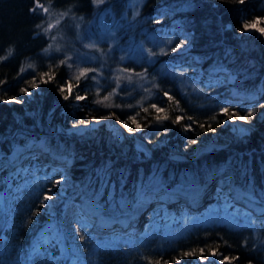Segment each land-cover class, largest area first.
Returning <instances> with one entry per match:
<instances>
[{
    "label": "trees",
    "instance_id": "16d2710c",
    "mask_svg": "<svg viewBox=\"0 0 264 264\" xmlns=\"http://www.w3.org/2000/svg\"><path fill=\"white\" fill-rule=\"evenodd\" d=\"M111 1L125 5L127 15L118 14L115 20L110 16L100 19V5L95 6L92 0H40L50 7L47 16L39 10L36 14L29 11L33 0H0V164H5L17 143L36 144V154L27 161L30 167L12 184L3 178L5 167L0 170V197L4 195L0 202V264H176L174 258L178 256L179 264H202L198 262L202 256L209 260L203 264H214V256L208 255L210 249L221 257H238V264H264V218L252 214L246 217L226 197L233 191L229 181L235 179V198L244 203L245 198H252L262 204L259 211L264 209V35L255 30L240 31L245 20L264 17V0H245L243 4L237 0ZM152 6L155 7L148 9ZM131 7L138 15L136 22L130 19ZM42 19V28H35ZM110 21L115 36L121 35L129 43L123 46L126 54L136 45L148 48L149 54L146 52L142 60V51L138 49L140 64L132 57L118 63L121 52L116 46L103 60L104 75L97 76L95 72L94 81L93 72H89L76 86L73 77L77 68L84 66H77L74 55L85 47L77 43L83 37L77 35L75 25L92 23V32L99 33L101 22ZM48 23L54 27L44 32ZM183 41L186 43L181 48L191 42V54L198 61L195 67L192 61L175 60L174 53L181 48L171 49ZM84 42L87 40L81 43ZM66 56L68 62L60 64ZM199 63L203 74L199 73L201 70L193 71L200 69ZM121 65L131 68L134 74L146 70V82L124 79L118 72L111 75ZM50 66L54 79L43 83L40 74L50 72ZM214 68H220L224 76L219 73L221 82L212 87L218 79ZM109 74L111 79H107ZM230 74L236 75L233 86L238 96L244 92L248 96L255 94L257 99L223 101L214 95L213 90L225 83ZM116 77H120L119 90L113 92L111 89L117 88ZM34 78L37 88L29 84ZM69 80L74 87L65 100L67 92L58 89ZM190 84L193 88L186 87ZM24 87L32 94L21 93ZM109 93L112 95L107 101L97 103ZM77 94L86 98L77 101ZM169 96L173 99L169 100ZM9 97L23 102H4ZM152 104L164 111L157 113ZM221 108L239 115L252 109L255 114L249 120L254 129L248 134L232 133L223 126L228 117ZM113 112L122 121L135 116L144 136L152 142L165 139V143L151 155L141 156L131 138L119 139L106 123L82 135L59 130L61 125L70 127L79 120ZM157 115L162 119L157 121ZM177 117L182 119L174 123ZM186 125L191 128L186 129ZM214 135L227 145L198 159L182 161L169 156L171 148L193 151L198 143ZM41 139L50 149L47 152L55 155L52 161L61 154L71 155L73 173L84 194L111 217L131 216L141 191L148 193L162 185H178L192 194L212 176H221L220 170L227 178L221 176L225 181L212 192L214 204L201 214H192L193 206L183 205L184 213L178 215L162 214L158 207H153L154 214L142 231L127 235L113 231L102 236L87 229L80 232L85 236L83 241L80 234L66 232L62 248L56 237L44 232L52 220L47 203L41 205V201L52 190L53 177L52 171L39 166L42 155L37 152V142ZM122 202L127 203L122 206ZM62 212L63 208L58 217H62ZM81 219L87 222L88 218L81 215ZM107 236L119 238L101 243L95 240ZM200 249H205L203 254ZM192 251L196 254L183 255Z\"/></svg>",
    "mask_w": 264,
    "mask_h": 264
},
{
    "label": "rangeland",
    "instance_id": "374dc122",
    "mask_svg": "<svg viewBox=\"0 0 264 264\" xmlns=\"http://www.w3.org/2000/svg\"><path fill=\"white\" fill-rule=\"evenodd\" d=\"M130 5L135 7V3H131ZM154 7L155 6H152L148 9H151ZM139 8H141V6H139ZM127 9L128 8L125 7V5L124 6H118V2H116L114 5V3L111 0L108 2L105 0L104 3L100 4L99 10L101 12L99 13V15L97 17L100 19H103L105 17L110 16L112 19L115 20L118 14L124 13L127 15V13H128ZM119 10H120V12H119ZM130 10H131V12H129L130 19H132L134 22H136L138 15L136 14L134 8L131 7ZM158 20L161 21V19H158ZM81 24L82 23H78L75 25V31L77 32V35L80 38L83 37V39L78 40L77 43L79 45H81L82 47H85V45L90 42V40L88 39V36L90 34L91 39L97 43L99 50L90 49V48L85 47V50H83V52H78L76 55H74V58L76 59L77 66H84V68L98 69L99 71L97 72L98 73L97 76L104 75V68L106 67V65H105V62L103 60L106 59L110 55V52H112L116 48V46L119 47V51L121 52L120 57L117 60L118 63L124 62L125 60L132 57V58H135L134 59L135 62H138L140 64L141 60H140L139 56L137 55L138 49L142 51V60L145 57L144 54H146V52H148L147 54H149L148 48H145V47L141 48L140 46H137L136 44H135L136 45L135 47L132 46V48H129V53L126 54L124 52L125 48L123 46H126L128 41H124V39H121V35L115 36V30L111 28L112 27L111 21L106 22V23L101 22L99 33H93L92 32V28H93L92 23L84 24L83 27H81ZM77 25H79V27H77ZM258 27H264V22H262L260 25H258ZM127 30L128 29L124 30L123 32L125 33ZM250 31H253V30H250ZM150 38L152 40L151 36H150ZM83 40H87V42L86 43L84 42V44H82L81 42ZM190 48H191V42L189 41L186 44V46H184L183 48L178 50L176 53H174L175 54L174 57H176L175 60L179 59V60L192 61L193 62L192 67H195V64L198 61L191 54ZM49 50L52 51L51 49H49ZM88 63L90 65L85 66ZM199 64L200 65H197V66H198V68L200 67V69H194V70L192 69V70L193 71L201 70L199 73L203 74L204 69L201 67V63H199ZM125 69H127L128 71L127 72L122 71ZM218 69H220V68H214V70H213L214 75L218 76V79L216 77V80H215L214 84L212 85V87L215 86L217 83L221 82V79H219V78H222L221 76L219 77V73H220L219 71H221V70H218ZM117 72H118V75H120L122 78L127 79L128 76H131L132 79L130 81H136L137 80V82H139L140 84H144L146 82V78L148 76L146 70H143V69L140 70L139 73L142 75L138 76V75L132 73L133 71L131 70V68H124L123 65L118 66L117 68L113 69L111 72V75H113V74L117 75ZM93 75H94V73L91 74V76H93ZM111 75L109 74V77L107 79H111L112 78ZM220 75L224 76V74H222V73H220ZM235 79H236V75L230 74L225 83L218 85L213 90L214 95H218V97L223 101H225V100L226 101L240 100V101H251L252 102L255 99H257V96L255 94L252 96H248L247 93L245 95V93L242 91H241L242 93H240L238 96L236 94L238 92L236 91V88L233 86ZM187 86H190L189 88H193L192 84L186 85V87ZM114 89H115V91L119 90L118 87L114 88ZM114 89H111V90L113 91ZM194 90L196 91V88ZM81 96H84V95H81ZM247 98H249V99H247ZM92 118L87 120L88 121L87 125H84V126L79 125L77 128H73L72 125L70 127H64L61 125L59 127V130L62 132H66V133H76L78 135H82L83 133L87 132L90 129H95L101 123H106L108 128H110L113 131V133L116 135V137H118L119 139L131 138L132 141H134L135 147L141 156L151 155L152 151L155 148H157V147L160 148L165 143V139L158 140L156 142L150 141L146 136H144V134L141 131V128H140V130H136V124H133V123L129 124V126L133 129V132L129 133L127 131V129H125L123 127L122 124H121V126L111 127L108 125V123L106 121L101 120L102 117H96L97 118L96 120H93ZM118 118H119V116H118ZM120 121H122V120L120 119ZM136 123L140 124L137 121H136ZM223 126L229 127L231 132L234 134H248L254 129L255 125L250 120H248V122H244V121H240L237 118L234 121L228 119L224 123ZM137 133H140L143 135V137H144L143 141H139L137 139ZM211 139L216 140L217 144L212 149L205 150L195 157H192V158L181 157V156H179V154H181L182 152H192V151L178 150L175 148L170 149L169 156L173 159L182 160V161L198 159V157H200L204 153L222 148V147L227 145L226 142L220 141V139L217 137V135L212 136L208 141H210ZM208 141H206V142H208ZM37 143L40 144L43 148L40 151L37 150V152L42 155L39 166L41 168H47L48 171H52L51 174L53 177L52 178L53 179V186L51 187L52 190L47 193L48 195L53 196V199L51 201L46 202L47 206L51 205L50 207L48 206V210H49L48 211V217L52 221L50 222V225L44 229V232H49L54 237H56L57 238L56 240L58 242H60L62 248H65V246L63 244L62 236L65 235L66 232L71 233V234H75V235L80 234V233H77L75 231V227L77 225V222L80 221L81 215L87 216V218H88L87 223L90 225L87 228L82 227L81 228L82 233H84L85 230L90 229V231L99 233L102 236H106V234H108V233L110 234L113 231L114 232L118 231L123 235H127V234L137 233L139 231H142L145 228V226L148 222V219L152 218V216L154 214V211L152 210L153 207H158L157 210H161L160 212L162 214H166V215L167 214L168 215H178L180 213H184L183 205L191 207V205H190L191 202L189 200H184V201H183V199L178 200V199L174 198V196H172L170 190L173 187L170 188V187H166L167 185H162V186L154 189L153 191L148 192V193H144V194L145 195L146 194L153 195L154 193L160 191V192H162L164 197L166 196L165 199L156 200L155 202H153V204L145 207L141 211H140L141 207L137 208L136 204H135L134 213L125 219L107 216V214L103 213L104 212L103 208H101L95 202L91 201L84 194L83 186L77 181V179L74 176L73 169H72L73 161H72L71 155L61 154V155H58L56 157L57 159L55 161H52L51 157H55V155L53 153L47 152V151H50V149L47 146V144L45 143V140H43V139L38 140ZM202 143H205V142L198 143L196 145V147ZM26 146H28V144H26V143H24V144L20 143V142L17 143L14 147V150L8 154V157L5 160V164L4 163H3V165L0 164V170L3 167H5V169H6V172H3L2 174H3V178L5 180H7L9 182V184H12L13 180L16 177H18L19 174L22 173V171H24L26 168L30 167L31 163L27 162V161L29 160V158L32 155L36 154V152H32V151H30V152L29 151H25V152L23 151V152H21L18 160L13 161L15 151L18 149H23ZM196 147H195V149H196ZM47 154H48V157H47ZM50 162H52V163L50 164ZM219 174L222 177H226V175L224 174V170H220ZM61 176L64 177V180L59 185L55 184V181L57 179H59ZM221 183L222 182H217L213 186V188L210 190V192L208 194L209 196H207V198H206V202L202 206H200L198 208H193V207L190 208V211L192 214H201L204 210H207L210 207H212V205L214 204L213 201L215 200V199L211 198V196H213L212 192L218 190V187H221V185H222ZM229 183H230L229 186L233 187V191L231 193H229V195H227L226 197L231 198L228 200H232V203H234V205L236 207L235 209L237 211L242 210V213H244V214L245 213L252 214V216H255L259 219L264 218V209H262V211H259V210L255 209V207L248 206L243 201L242 202L238 201L235 198V191H236V188H238V186H236L235 179H232V180L230 179ZM225 184H223V186H226ZM174 187L178 189V191H177L178 195L179 194L181 195L183 193H187V192H184L182 190V188L178 185H176ZM197 193L198 192L192 193V194H197ZM77 194H78V196L75 197ZM221 194H223V191H221ZM252 197L257 198V196H255V195L254 196L252 195ZM3 198H4V195L2 194L0 197V202H3ZM174 201H177V202H174ZM261 201L264 202L263 199H261ZM229 202L231 203V201H229ZM256 203H258V202H256ZM263 207H264V204H263ZM62 208H63L62 217H58L60 214V210ZM138 211H140V212H138ZM138 213H140L139 215L142 216L141 223L131 224L127 227L121 226V225H112V223L109 224V222H112L111 220H114L113 218L130 221L131 219L135 218L138 215ZM116 238H119V237H116V236H109V237L107 236L105 238L95 237V240H97V242L101 243V242L107 241V240H115ZM221 258H222L221 256H214L212 258V262L214 264H217V262ZM198 262L203 264V263L209 262V260L202 259V260H199ZM225 264H228V262L226 261ZM232 264H238V263L235 260V261H232Z\"/></svg>",
    "mask_w": 264,
    "mask_h": 264
},
{
    "label": "snow or ice",
    "instance_id": "6c2138e0",
    "mask_svg": "<svg viewBox=\"0 0 264 264\" xmlns=\"http://www.w3.org/2000/svg\"><path fill=\"white\" fill-rule=\"evenodd\" d=\"M92 2H93V4L95 6H98V5L102 4V3H104L105 0H92ZM237 2L240 3V4H243L245 2V0H237ZM38 10H39V12L45 14V16H47L50 13V7H46L44 3H41L40 2V0H33V6L31 8H29V11L31 13H33V14H36ZM63 15H67V13H64ZM262 22H264V17L255 18V19L250 20V21L245 20L243 22V25H242V28H241L240 31L243 33L245 31L255 30V31H258L261 35H264V27H258V25H260ZM44 23H45V21L42 19L39 24H36L35 25V28H37V29L42 28V26H43ZM56 23L58 24L59 23V20H57ZM53 27H54V25L52 23H48L47 24V27L46 28H43V30H44V32H49ZM77 27H79V25H77ZM52 39H55V37H52ZM88 39L90 40V42L88 44H86L85 47L90 48V49H97V50H99L97 43L94 40L91 39V35L90 34L88 36ZM184 43H186V41H183L180 44H177L175 46V48H172L171 50L172 51H176L178 48H181ZM49 47H51V45ZM45 51H47V49H45ZM150 54L151 55H155V53H150ZM68 59H69V57L66 56L65 59L61 60L59 63L60 64H66L68 62ZM68 66L70 68L72 67V65H68ZM98 71H99L98 69H92V68H77V74L73 77L76 80V82H77V85L76 86L79 85V81H80V79L82 77H87V75H88L89 72L95 73V72H98ZM122 71L127 72L128 70L125 69V70H122ZM136 75L139 76V75H142V74L137 73ZM181 75H182V73H181ZM54 76H55V73L54 72H51V66H50V72L41 73L40 74V80L43 83H48L49 81H51V80L54 79ZM45 77H46V79H45ZM131 78H132L131 76H128L127 77V79H129V80H131ZM91 79L95 81L97 79V76L96 75H93L91 77ZM119 80H120V77H116L117 87H119ZM29 84H30V87H32V88H37L39 86L37 84L35 78L32 81H30ZM73 87L74 86L72 85L71 80H69V81L66 82V84L61 85L58 90L61 93L67 92V95H64L63 96V98L65 100H67L72 95ZM20 92L21 93H25L27 95H31L32 94L31 92H29V90H28L27 87L21 88L20 89ZM113 92H115V89L113 90ZM110 95H112V93H109L108 96H104L102 98V100H98L97 103H102L103 101H107L109 99V96ZM164 95L165 96H168V93L165 92ZM85 98H86L85 96H81V95H78V94L75 96V99L77 101L84 100ZM168 98H169V100H172L173 99V97H170V96ZM4 102H8V103H10V102L22 103L23 101L17 100L15 97H9ZM176 103L178 104L179 102L177 101ZM110 106L111 105H105V107H110ZM117 107H119V106L117 105ZM151 108L152 109H155V111L157 113H162L164 111L162 108L157 107V105H155V104H152L151 105ZM144 111L147 112L148 109L145 108ZM220 111L224 115H226L228 117V119H230V120H233L234 121V120H236L238 118L240 121H244V122H248L249 118L252 117V116H254V114H255L252 109H249L248 111H246V113L244 115H239L238 113L230 112L228 108H221ZM111 115H114V114H110L109 116L102 117V119H109ZM163 118L164 119H167L166 116L163 117ZM92 119L93 120H96L97 118L96 117H93ZM155 119L157 121H159V120L162 119V117L160 115H157L155 117ZM181 119H182V117H177L176 120L174 121V123L175 122H179ZM189 119H191V118H189ZM213 119H215V117H213ZM128 121H131L133 124H136V130H140L141 125L138 124V123H136V117L135 116H129L127 120L121 121V124L123 125V127L125 129H127V131L129 133H132L133 132V129L129 126ZM87 123H88V121L86 119H82V120H79L76 123H74L72 125V127L73 128H77L79 125H87ZM185 127H186V129H188V128H191V125H186ZM201 127H204V126L201 125ZM192 143H196V141H192ZM63 180H64V177L61 176L59 179H57L55 181V184L59 185V184H61V182ZM49 191H51V190H49ZM52 199H53V196L48 195V194H44L43 200L41 201V205H44L45 202L51 201ZM145 202H146L145 194H144L143 191H141L138 194L137 199H136V207L137 208L141 207ZM126 203L127 202H122V206H123V204H126ZM48 206L50 207L51 205H48ZM37 211H39V209H37ZM33 215H35V213H33ZM244 215L246 217L248 216L247 213H245ZM89 226L90 225L86 221H84L83 219H81L80 221L77 222V225L75 227V231L77 233H80L82 227L87 228ZM79 239L83 241L85 239V236L83 234H80L79 235ZM33 251L34 252H38V248H34ZM204 251H205V249H200V253L201 254H203ZM195 254H196L195 251H192V252H185L183 255L184 256H192V255H195ZM208 255L209 256H218L220 254L215 249H210L209 252H208ZM201 258L202 259H207V257H204V256H202ZM174 259L176 261V264H179L180 257L178 256V257H175ZM238 259L239 258L238 257H235V256H233V257L222 256V258L217 262V264H225L226 261L228 262V264H232V261H235V260H238ZM156 264H161V262L160 261H157ZM163 264H169V262L168 261H164ZM248 264H252V262L249 261Z\"/></svg>",
    "mask_w": 264,
    "mask_h": 264
},
{
    "label": "bare ground",
    "instance_id": "6f19581e",
    "mask_svg": "<svg viewBox=\"0 0 264 264\" xmlns=\"http://www.w3.org/2000/svg\"><path fill=\"white\" fill-rule=\"evenodd\" d=\"M112 114H114V115H111L109 119H101V120L102 121H106L108 123V125L111 126V127L121 126V121L118 118V116L115 113H112ZM109 115H107V116H109ZM137 139L139 141H143L144 137H143L142 134L137 133ZM216 144H217V141L211 139L208 142H205V143H202V144L198 145L196 147V149H194L192 152H182L181 154H179V156L184 157V158H192V157L197 156L198 154H200L201 152H203L205 150L212 149ZM35 145L36 144H29L28 146H26L23 149L16 150L15 153H14L13 161L18 160L21 152H23V151L24 152L25 151L34 152ZM38 148L40 150L43 149L40 144H38ZM221 181H225V179L222 178L219 175L212 176L208 180L207 184H205V186L203 188H201L199 191H197L198 192L197 194L183 193L181 195L180 194L178 195L177 194L178 189L175 188V187L172 188L170 190V192L174 196V198H176L178 200L183 199V201L184 200H189L191 202V204H190L191 206H193L194 208H198V207L202 206L206 202V198H207L210 190L212 189V187L217 182H221ZM238 194L241 195L242 193L241 194L238 193ZM145 197H146V202L141 206L140 211L143 210L145 207L153 204V202H155L156 200L165 199L166 196L164 197L162 192L159 191V192L154 193L153 195L146 194ZM241 197H242V195H241ZM244 201H245V203L247 205L253 206V207H255L258 210H261V208H262L252 198H245ZM140 211H138V212H140ZM139 214L140 213H138V215L135 218L131 219L130 221L123 220V219L128 218V217H123V219H115V218H113L114 220H111L112 222H109V224L112 223V225H121V226L127 227V226H129L131 224L141 223L142 216H140Z\"/></svg>",
    "mask_w": 264,
    "mask_h": 264
}]
</instances>
